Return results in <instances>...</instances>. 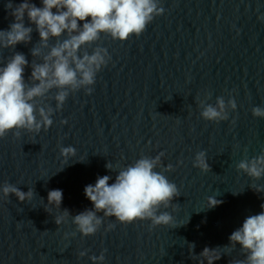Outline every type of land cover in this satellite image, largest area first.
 I'll use <instances>...</instances> for the list:
<instances>
[{"label":"water","instance_id":"obj_1","mask_svg":"<svg viewBox=\"0 0 264 264\" xmlns=\"http://www.w3.org/2000/svg\"><path fill=\"white\" fill-rule=\"evenodd\" d=\"M32 2L42 6L41 0ZM6 3L0 0V30L14 20ZM160 6L164 13L138 37L121 42L101 35L97 44L110 59L97 73L93 91L70 93L47 131L20 130L19 137L9 132L0 138V187L10 183L34 191L25 202L0 192V264H93L90 257L102 252V264H208L191 255L229 245L231 233L246 217L264 211V192L251 188H264V177L253 179L237 169L241 160L264 153V118L252 115L253 107H264V21L258 19L264 15V0H160ZM31 26V43L0 49V60L6 63L15 51L24 53L29 65L40 61L30 52L40 39ZM31 71L25 68L26 81ZM208 93L207 103L234 99L237 109H228L227 120H204L198 101ZM55 94L53 89L48 96ZM38 103L56 105L48 98ZM68 146L76 149L69 160L60 152ZM201 151L208 172L193 166ZM160 153L156 171L181 194L171 207L159 210L173 216L172 225L119 223L108 217L94 235L83 236L71 216L58 226L54 217L60 211L45 210L53 189L63 191L61 211L74 216L92 209L86 185L104 175L112 176L113 183L120 167ZM108 162L114 172L106 169ZM168 165L173 170L163 171ZM213 195L222 203L207 208ZM81 251L87 254L80 257ZM219 253L214 264L245 258L240 245Z\"/></svg>","mask_w":264,"mask_h":264},{"label":"clouds","instance_id":"obj_2","mask_svg":"<svg viewBox=\"0 0 264 264\" xmlns=\"http://www.w3.org/2000/svg\"><path fill=\"white\" fill-rule=\"evenodd\" d=\"M41 5L38 7L32 0H22L15 5L12 0H7L5 4L14 20L7 30H0V49H15L18 44L31 43L34 31L31 25H34L40 39L30 52L33 58L40 57V61L32 60L29 65L25 54L15 51L6 63L0 60V138L6 137L9 132L19 137L20 130L37 134L42 129L47 131L53 124L52 115L62 109L70 93L81 88L87 94L93 91L91 86L97 73L110 59L107 49L97 44L101 35L121 42L133 35L138 37L156 16L165 11L160 6V0H41ZM25 17L29 26H25ZM258 19L264 21V15ZM53 39L55 43L50 44ZM94 44L97 46L93 48ZM28 66L32 71L26 81L24 73ZM53 89L56 94L49 97ZM45 98L55 100V109L46 103H38ZM210 98L208 93L198 101L202 109L200 115L206 121L227 120L228 109H237L234 99L226 103L223 97H217L213 105L207 103ZM252 115L264 118V107H253ZM60 152L68 160L76 156V149L72 146L62 147ZM163 155L160 153L154 158L141 156L134 163L120 167L115 172L113 183H109L112 176L104 175L98 176L94 185H86L84 194L92 202V209L74 216L67 209L61 211L63 191L53 189L48 192L45 210L48 209L49 213L48 206H51L60 211L61 214L54 217L58 226L71 216L76 231L83 236L94 235L104 218L108 217H114L119 223L149 220L152 226L172 225L173 216L168 211L159 210L161 206L164 209L171 207L173 199L181 194L174 183L162 172L156 171L161 166ZM84 160L79 159L80 162ZM193 166L204 172L211 170L204 151L196 154ZM105 167L114 172L112 163H106ZM237 169L253 179L264 177V153L250 160H241ZM170 170H173L172 165L163 169L165 172ZM251 188L264 192L261 187ZM0 192L3 197L15 195L20 202L31 200L34 194L33 189L24 192L10 183L0 187ZM208 201L207 208L222 203L215 195L209 196ZM261 208L264 209V204ZM98 213H103V216ZM108 227L112 229L115 225L109 224ZM229 241L230 244L223 247H206L199 256L192 254L191 258L204 257L208 264H214L222 256L221 253L215 254L218 249L234 250L240 245L245 258L230 261L229 264H264V211L246 217L242 226L231 233ZM190 245L192 253L195 244ZM86 254V251H81L79 256ZM90 259L93 264H102L105 256L102 252Z\"/></svg>","mask_w":264,"mask_h":264}]
</instances>
